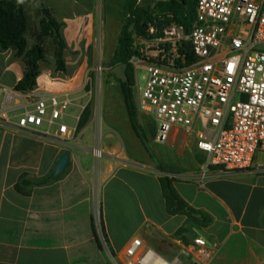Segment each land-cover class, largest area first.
<instances>
[{
    "label": "crops",
    "instance_id": "obj_1",
    "mask_svg": "<svg viewBox=\"0 0 264 264\" xmlns=\"http://www.w3.org/2000/svg\"><path fill=\"white\" fill-rule=\"evenodd\" d=\"M49 2L63 16L59 20L55 14L65 24L67 42L66 25L78 26L91 13L90 5L86 0ZM67 53V72L41 65L31 94L70 99L66 120L76 130L71 138L57 140L45 135L44 128H0V264H114L111 255L121 262L136 238L182 264L197 260L196 238H203L212 252L206 264H264V154L258 153L247 171L208 168L196 134L175 128L169 144L162 145L175 168L164 173L154 169L149 142L138 126L143 119L136 114L137 133L121 84L110 87L122 92L123 109L115 98L104 111L103 95L96 100L87 92L88 78L82 79L81 68L70 64ZM0 70L12 79L0 84L13 89L26 66L8 50L0 52ZM86 107L91 113L78 131ZM85 136L86 145L81 142ZM67 150L70 163L55 178L57 162ZM98 151L103 162L96 159ZM164 178L190 208L205 216L204 225L168 213ZM97 216L109 252L98 241Z\"/></svg>",
    "mask_w": 264,
    "mask_h": 264
},
{
    "label": "built area",
    "instance_id": "obj_2",
    "mask_svg": "<svg viewBox=\"0 0 264 264\" xmlns=\"http://www.w3.org/2000/svg\"><path fill=\"white\" fill-rule=\"evenodd\" d=\"M149 32L158 36L139 37L141 49L131 63L136 60L144 70L137 107L154 119L155 142L166 144L180 128L196 134L208 168L249 170L256 155L264 154V0H197L190 31L170 22ZM184 45L194 55L189 66L176 62H186L177 54ZM70 105L67 96L33 95L0 84V128H44L45 135L66 141L76 131L65 122ZM96 228L99 243L109 252L100 220ZM194 246L197 260L192 264L209 262L206 241L196 238ZM111 258L114 264H182L140 238L127 247L121 262Z\"/></svg>",
    "mask_w": 264,
    "mask_h": 264
},
{
    "label": "trees",
    "instance_id": "obj_3",
    "mask_svg": "<svg viewBox=\"0 0 264 264\" xmlns=\"http://www.w3.org/2000/svg\"><path fill=\"white\" fill-rule=\"evenodd\" d=\"M34 1L38 3L43 2V0ZM136 1L131 0L130 5H128L129 8L127 11L133 17L128 20L126 27L119 37L114 65H128L126 71L128 83H122L119 79L117 81L121 84L133 128L139 133L136 123L137 108L133 91L135 84L134 69L131 63V59L138 54L135 48L134 36L137 35L138 37H144L146 39L157 37L158 35L150 34V29L156 27L160 31L162 24L170 22L183 25L187 31H190L196 16L197 0H169L167 2H159L155 7H153V3L156 0H153L138 8H136ZM27 2L28 0H0V52L13 50L16 52L18 58H23L26 66L25 74L15 86V90L22 93H31L37 87V80L41 75V63L46 61L47 53L44 43L48 39H51L55 45L57 71L63 73L67 71L64 55L68 45L63 34L65 24L58 21L51 8L43 7L40 11L41 20L39 32L35 36L36 42L29 48L27 35L30 23ZM132 24H134V30L130 32L129 29ZM170 49L171 46L168 45L166 50L168 51ZM177 54L180 57L184 55L186 59L184 64H181V58L177 59L176 62L178 65L189 66L194 61V55L190 45L178 47ZM111 76L115 77L114 74ZM90 113V107H86L79 121L78 131L84 127ZM23 183L26 184L25 181ZM161 183L163 185L169 214H182L200 226L205 224L203 222L205 216L194 211L178 196L168 178L162 179ZM17 188L19 189V187ZM195 214H200V217H195ZM102 230L105 235L103 227Z\"/></svg>",
    "mask_w": 264,
    "mask_h": 264
},
{
    "label": "rangeland",
    "instance_id": "obj_4",
    "mask_svg": "<svg viewBox=\"0 0 264 264\" xmlns=\"http://www.w3.org/2000/svg\"><path fill=\"white\" fill-rule=\"evenodd\" d=\"M153 0H137L136 8L148 4ZM131 3V0H86V4H89L88 9L91 13L84 16L80 24L75 25L70 23L66 25V38L68 42L67 58L70 64L81 68L82 79L88 78L87 92H91L93 97L97 96L96 100L103 95V109L108 111L113 104L110 101L117 98L118 107L123 109V96L122 92L118 88L119 82L116 77L111 76V70L115 67V53L117 50L118 40L126 27L128 20L133 16L127 11ZM113 4L118 5L115 7ZM51 8L56 14L59 20L62 19V15L55 11V8L51 5L49 0H43L42 3L35 2L34 0H28L27 12L29 16V31L28 40L32 45L36 42V34L39 32L40 27V11L43 7ZM161 20L162 18L159 17ZM135 48L139 52L141 49V41L137 35L134 36ZM46 49V61L41 63L44 68H51L55 72H59L56 69L55 60V45L51 39H48L44 43ZM138 57V54L135 55ZM140 56V54H139ZM66 62V60H65ZM67 64V63H66ZM133 64L134 69V80L135 84L133 87L135 95V103L137 113L143 119V124H138L139 128L143 130L145 140L149 142L148 145L151 148V161L154 169L160 172H171L175 165L170 161L168 153H166V144L162 146L155 142L156 134V123L154 119L139 111L138 104V85L142 86V77L144 76V70L142 65L135 60ZM102 69V70H99ZM67 72V71H66ZM7 77V78H6ZM0 80H4L7 84H11V78L6 74H2L0 70ZM67 123V120H65ZM86 136L81 142L86 145ZM88 146H93V141H89ZM99 148V146H98ZM103 153V152H102ZM104 155L100 157L96 156L97 160L104 161ZM98 217V216H97ZM99 217L97 221H99Z\"/></svg>",
    "mask_w": 264,
    "mask_h": 264
},
{
    "label": "water",
    "instance_id": "obj_5",
    "mask_svg": "<svg viewBox=\"0 0 264 264\" xmlns=\"http://www.w3.org/2000/svg\"><path fill=\"white\" fill-rule=\"evenodd\" d=\"M167 1H169V0H156L153 3V7H155L156 4L159 2H167ZM133 30H134V24H132L130 26L129 31L132 32ZM127 68H128L127 64H120V65L115 66L111 70V73L114 74L115 77L117 79H119L121 82H125L127 80V73H126ZM70 160H71V151L67 150L60 156V158L57 162L56 169L54 172L55 178L58 177L59 175H61L67 169V167L70 163Z\"/></svg>",
    "mask_w": 264,
    "mask_h": 264
},
{
    "label": "flooded vegetation",
    "instance_id": "obj_6",
    "mask_svg": "<svg viewBox=\"0 0 264 264\" xmlns=\"http://www.w3.org/2000/svg\"><path fill=\"white\" fill-rule=\"evenodd\" d=\"M117 79V78H116ZM122 83H128V78H127V80L125 81V82H122Z\"/></svg>",
    "mask_w": 264,
    "mask_h": 264
}]
</instances>
